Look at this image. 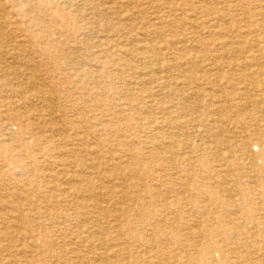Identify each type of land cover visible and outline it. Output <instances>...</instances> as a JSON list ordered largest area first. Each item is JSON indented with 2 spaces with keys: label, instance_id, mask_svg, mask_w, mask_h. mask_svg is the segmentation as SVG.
Segmentation results:
<instances>
[{
  "label": "rangeland",
  "instance_id": "1",
  "mask_svg": "<svg viewBox=\"0 0 264 264\" xmlns=\"http://www.w3.org/2000/svg\"><path fill=\"white\" fill-rule=\"evenodd\" d=\"M88 1L90 5H82L80 10L90 23L101 1ZM104 4L109 17L107 35L97 36L91 45L71 43L63 48L81 53V58L0 57V264H134L135 259L139 260L136 264H176L164 249L178 254L180 244H191L192 230L203 228L207 215L203 202L210 195L202 197L200 192L215 193L228 186L237 194L243 186V192L254 194L253 204L264 207V185L246 178L250 175L246 170L252 166L251 173L264 178V159L257 147L252 146L251 156H247L242 146L248 139L236 116L244 111L231 101L237 91L226 83L234 72L224 68L226 62L237 60L232 48L242 42L252 48L264 45V0H105ZM63 6L68 8V3ZM0 12L4 14L1 8ZM16 19L13 12L7 22ZM2 46L33 48L25 40ZM150 48L156 51L149 52ZM152 60L163 65L157 76ZM220 78L222 93L216 84ZM216 92L226 96L227 102L217 103ZM184 97L185 113L180 110ZM203 111L213 121L222 115L225 130L201 120ZM6 156L11 158L10 164L1 161ZM154 164L158 165L155 169ZM240 173L244 179L239 180ZM180 176L182 181H176ZM181 184H185V193L175 188ZM91 187L94 195L89 199ZM85 189L86 194L78 193ZM217 197L228 199L229 195ZM93 200L101 209L90 204ZM179 200L188 203L185 211L174 205ZM82 202L90 205L77 213ZM217 225L210 226V232ZM237 225L242 228L229 233L231 243L241 230H252L244 219ZM154 227L161 233L148 235ZM255 231L264 246V226ZM111 237L127 244L121 252L112 247L116 242H109ZM221 239L223 233L215 235L216 241ZM244 241H252L250 235ZM233 245L238 253L263 257L262 247L257 252ZM195 246L189 251L197 252L199 246ZM123 253L130 255L129 261L123 260Z\"/></svg>",
  "mask_w": 264,
  "mask_h": 264
},
{
  "label": "bare ground",
  "instance_id": "2",
  "mask_svg": "<svg viewBox=\"0 0 264 264\" xmlns=\"http://www.w3.org/2000/svg\"><path fill=\"white\" fill-rule=\"evenodd\" d=\"M101 3L99 5L98 11L96 12L95 16L92 18V21L88 23L85 18L82 16V11L80 7L82 5H90L88 0H0V8L4 14L0 12V57L7 58V57H19L24 55V57L28 58H40L42 60H64L69 58H81V53L77 54L74 50L63 49L64 47L68 46L69 44H77V43H86L88 42L90 45L91 42H94L97 36H105L108 32L109 27V17L107 16L106 9H105V0H100ZM209 1V0H208ZM68 3V8L66 5ZM210 3V2H209ZM208 3V4H209ZM129 4V3H128ZM195 5V4H194ZM205 5V4H204ZM220 5V4H219ZM120 6V5H119ZM129 7V6H128ZM211 7V6H210ZM84 8V7H83ZM82 8V9H83ZM7 9H9L7 11ZM115 9V8H114ZM189 9V8H188ZM227 9V8H226ZM17 15V19L15 22H7L10 19L13 12ZM196 11V10H195ZM210 11V10H209ZM6 13V14H5ZM121 13V12H120ZM134 15V14H133ZM132 15V16H133ZM196 15V14H195ZM216 15V14H215ZM197 16V15H196ZM196 18V17H195ZM138 19V18H137ZM262 19V18H261ZM140 20V19H139ZM155 21V20H154ZM175 21V20H174ZM182 21V20H181ZM195 22V20H193ZM197 21V20H196ZM218 21V20H216ZM170 22V21H169ZM198 22V21H197ZM221 22V21H220ZM123 25V24H122ZM215 25V24H214ZM227 25V24H226ZM222 26V25H221ZM216 27V26H215ZM226 29V28H225ZM112 30V29H111ZM160 30V29H159ZM178 30V29H177ZM187 30V29H186ZM139 31V30H138ZM131 33V32H130ZM87 34L90 35V39H87ZM152 34V33H151ZM157 34V33H155ZM219 34V33H218ZM146 35V34H145ZM160 35V34H159ZM159 35H156L159 36ZM182 35V34H181ZM207 35V34H206ZM150 36V35H149ZM168 36V35H167ZM219 37V36H218ZM226 37V36H225ZM110 38V37H109ZM158 38V37H157ZM106 39V38H104ZM192 39V38H191ZM230 39V38H229ZM233 39V38H232ZM19 40H25L30 42L33 46L30 50H20L14 48H5L2 45L17 42ZM90 41V42H89ZM135 41V40H134ZM137 41V40H136ZM135 41V42H136ZM153 41V40H152ZM195 41V40H194ZM201 41V40H200ZM227 41V40H226ZM131 42V40H130ZM138 42V41H137ZM166 42V41H165ZM108 43V42H107ZM125 43V42H124ZM141 43V42H140ZM145 43V42H144ZM155 43V42H154ZM159 43V42H158ZM195 43V42H194ZM257 43V42H256ZM130 44V43H129ZM134 44V43H133ZM149 44V43H148ZM193 44V43H192ZM236 44V43H235ZM59 46H62L60 49ZM110 45V44H108ZM177 45V44H176ZM93 46V45H92ZM106 46V44H105ZM128 46V45H127ZM130 46V45H129ZM128 46V47H129ZM152 46V45H151ZM110 47V46H109ZM196 47V46H195ZM211 47V46H210ZM91 47L87 48L90 49ZM144 48V47H143ZM162 48V47H161ZM98 49V48H97ZM111 49V48H110ZM120 49V48H119ZM141 49V48H140ZM156 48L148 49L150 51H156ZM181 49V48H180ZM197 49V47H196ZM190 50V49H189ZM127 51V50H126ZM179 52V51H178ZM203 52V51H202ZM232 54L237 56V60L234 62H226V66L224 68H228L233 73V81L227 82V85H230V89H234L237 91L235 93V97H232L231 101L234 105L244 111L243 113H239L236 118L239 122V125L242 126V131L244 136L248 139L245 143H242V146L245 147L247 156H251L250 150L251 147H257V151L259 156L264 159V45L262 46L259 43L254 48L250 47L247 43L242 42L238 47L232 48ZM195 53V52H194ZM206 53V52H205ZM122 55V54H121ZM228 55V54H227ZM123 56V55H122ZM185 56V55H184ZM194 57V56H193ZM71 58V59H72ZM124 58V57H123ZM122 58V59H123ZM128 58V57H127ZM133 58V57H132ZM205 58V57H204ZM232 58V57H231ZM25 59V58H24ZM126 59V58H125ZM199 59V58H197ZM147 60V58H146ZM151 60V59H150ZM148 61V60H147ZM153 61V60H152ZM13 62V61H12ZM201 62V60H200ZM137 63V62H136ZM213 63V62H212ZM6 64V63H5ZM155 68V75L160 72L163 68V65L158 60H154L153 63ZM151 64V65H152ZM185 64V63H184ZM195 64V63H194ZM209 64V63H208ZM2 65V64H1ZM139 65V64H138ZM193 65V64H192ZM149 66V65H148ZM209 66V65H208ZM212 66V65H211ZM210 66V67H211ZM215 66V65H214ZM37 67V66H36ZM127 67V66H126ZM172 67V66H171ZM196 67V66H195ZM7 68V67H6ZM31 68V67H30ZM37 69V68H36ZM97 69V68H96ZM134 69V68H133ZM197 69V68H196ZM219 70L222 69V66L218 68ZM1 71V70H0ZM87 71V70H86ZM85 71V72H86ZM115 71V70H114ZM137 71V70H136ZM149 72V71H148ZM210 72V71H207ZM212 72V71H211ZM228 72V71H227ZM17 74V73H16ZM168 74V73H167ZM189 74V73H188ZM201 74V73H200ZM71 75V74H70ZM113 75V74H111ZM131 75V74H129ZM144 75V74H143ZM151 75V74H150ZM160 75V74H159ZM184 75V74H183ZM220 75V74H219ZM27 76V75H26ZM165 76V75H164ZM25 77V76H24ZM51 77V76H50ZM115 77V76H114ZM144 77V76H143ZM26 78V77H25ZM24 78V79H25ZM118 78V77H117ZM140 78V77H139ZM170 78V77H169ZM180 78V77H179ZM208 78V77H207ZM228 78V77H227ZM39 79V78H38ZM151 79V77H150ZM182 79V78H181ZM18 80V79H17ZM40 80V79H39ZM119 80V79H118ZM130 80V79H129ZM140 80V79H139ZM180 80V79H179ZM190 80V79H189ZM8 81V80H7ZM35 81V80H34ZM88 81V80H87ZM111 81V80H110ZM116 81V80H115ZM161 81V80H160ZM206 81V80H205ZM12 82V80H11ZM41 82V81H40ZM185 83V80L183 81ZM218 88L220 89L219 92H223L222 90V78L216 81ZM35 83V82H34ZM90 83V82H89ZM183 83V84H184ZM205 83V82H204ZM91 84V83H90ZM118 84V82H117ZM134 84V83H133ZM154 84V83H153ZM6 85V84H5ZM18 85V84H17ZM31 85V84H30ZM13 86V85H12ZM22 87V86H21ZM41 87V86H40ZM42 88V87H41ZM130 88V87H129ZM178 88V87H177ZM23 89V88H22ZM37 89V88H36ZM43 89V88H42ZM71 89V88H70ZM165 89V88H164ZM195 89V88H192ZM191 89V90H192ZM149 90V89H148ZM147 90V91H148ZM51 91V90H50ZM105 91V90H104ZM128 91V90H127ZM206 91V90H205ZM211 91V90H210ZM171 92V91H170ZM214 92V91H213ZM19 94L23 95L22 92H18ZM48 93V92H47ZM73 93V92H72ZM81 93V92H80ZM79 93V94H80ZM181 93V92H180ZM217 93V92H216ZM221 93H217L213 96L217 103L220 102L221 104L226 103V96H222ZM123 94V93H122ZM157 94V92H156ZM200 94V93H199ZM208 94V92H207ZM39 95V94H38ZM134 95V94H133ZM169 95V93H168ZM172 95V93L170 94ZM177 95V94H176ZM204 95V94H203ZM130 96V94H129ZM174 96V95H173ZM208 96V95H207ZM237 96H239V101L237 100ZM7 97V96H6ZM54 97V96H53ZM108 97V96H107ZM167 97V96H165ZM198 97V96H197ZM95 99H99L97 95L94 96ZM171 98V97H170ZM174 98V97H173ZM200 98V97H199ZM204 98V97H203ZM212 98V97H211ZM37 99V98H36ZM80 99V98H79ZM135 99V98H134ZM14 100V99H13ZM119 100V99H118ZM157 100V99H156ZM190 100V99H189ZM209 100V99H208ZM43 101V100H42ZM41 101V102H42ZM116 101V100H115ZM201 102V101H200ZM28 103V102H26ZM219 103V104H220ZM23 104V102H22ZM34 104V103H33ZM63 104V103H61ZM145 104V103H144ZM147 104V103H146ZM167 104V103H166ZM228 104V103H227ZM184 105V106H182ZM213 105V104H212ZM26 106V105H25ZM28 106V105H27ZM33 106V105H32ZM31 106V107H32ZM35 106V105H34ZM33 106V107H34ZM58 106V105H57ZM121 106V104H120ZM155 106V105H154ZM37 107V106H36ZM218 107V106H217ZM13 108V107H12ZM22 108V107H21ZM29 108V107H28ZM49 108V107H48ZM62 108V107H61ZM60 108V109H61ZM69 109V107H67ZM222 108V106L220 107ZM223 108L225 106L223 105ZM9 109V108H8ZM14 109V108H13ZM53 109V108H52ZM51 109V110H52ZM148 109V108H147ZM183 110L185 113V97L183 98V102L181 104L180 110ZM16 110V109H15ZM14 110V111H15ZM21 110H24L21 109ZM50 110V112H51ZM115 110V109H114ZM126 110V109H125ZM200 110V109H199ZM214 110V109H213ZM30 111V110H29ZM139 111V110H138ZM149 111V110H148ZM153 111V110H152ZM157 111V109H156ZM167 111V110H166ZM201 111V110H200ZM215 111V110H214ZM219 113H223V109H217ZM240 111V112H241ZM190 112V111H189ZM193 111H191L192 113ZM195 112V111H194ZM5 113V112H4ZM35 113V112H34ZM52 113V112H51ZM167 113V112H166ZM127 114V113H126ZM125 114V115H126ZM147 114V113H146ZM165 114V112H164ZM133 115V113H132ZM151 115V114H150ZM148 115V116H150ZM153 115V114H152ZM155 115V114H154ZM197 115V114H196ZM200 115V114H199ZM213 115V114H212ZM235 115V114H234ZM14 116V115H13ZM27 116V115H26ZM51 116V115H50ZM217 116V115H216ZM56 117V116H55ZM61 117V115H60ZM127 117V116H126ZM125 117V118H126ZM201 120H208L207 123L210 122V126L212 128L218 129L220 131H224L223 128V120L222 115L220 120L213 121L210 119L211 115L203 114L201 115ZM230 116H228L229 118ZM89 118V117H88ZM156 118V117H155ZM191 118V117H189ZM226 118V117H225ZM231 118V117H230ZM234 118V117H232ZM87 119V118H86ZM141 119V118H140ZM139 119V120H140ZM81 120V119H80ZM138 120V121H139ZM150 120H153L152 118ZM174 120V118H173ZM230 120V119H229ZM6 121V120H5ZM88 121V119L86 120ZM231 121V120H230ZM12 122V121H11ZM35 122V121H34ZM79 122V121H78ZM151 122V121H150ZM156 122V121H155ZM64 123V122H63ZM192 123V122H191ZM83 124V123H82ZM135 124V123H134ZM153 124V123H152ZM151 124V125H152ZM166 123H164L165 125ZM28 125V124H27ZM136 125V124H135ZM141 125V124H140ZM147 126V125H146ZM15 127V126H14ZM50 127V126H49ZM92 127V126H91ZM110 127V126H108ZM120 127V126H119ZM165 127V126H164ZM51 128V127H50ZM61 127H59L60 129ZM115 128V127H114ZM15 129V128H14ZM116 129V128H115ZM152 129V127H151ZM156 129V128H155ZM8 130V129H7ZM114 130V129H113ZM112 130V131H113ZM139 130V129H138ZM149 130V129H148ZM153 130V129H152ZM176 131V130H175ZM231 131V130H230ZM78 132V131H77ZM102 132V131H101ZM150 132V131H149ZM14 133V132H13ZM103 133V132H102ZM117 133V132H116ZM155 134V132H152ZM230 133V132H229ZM18 134V133H17ZM139 134V133H138ZM150 133H148L149 135ZM173 134V133H172ZM65 135V134H64ZM79 135V134H78ZM85 135V134H84ZM122 135V134H121ZM174 135V134H173ZM181 135V134H180ZM179 135V137H180ZM88 136V135H87ZM113 136V135H112ZM117 136V135H116ZM169 136V135H168ZM73 137V136H72ZM97 137V135L95 136ZM118 137V136H117ZM156 137V136H155ZM170 137V136H169ZM186 137V136H184ZM151 138V137H149ZM178 138V137H177ZM124 139V138H123ZM135 139V138H134ZM162 140V138H161ZM183 140V139H182ZM134 141V140H133ZM88 142V141H87ZM214 142V141H213ZM97 143V142H96ZM175 143V142H174ZM198 143V142H197ZM209 143V142H208ZM56 144V143H55ZM108 144V142H107ZM146 144H148L146 142ZM162 144V143H160ZM212 144V143H211ZM94 145V144H93ZM92 145V146H93ZM111 145V143H110ZM126 145V144H125ZM140 145V144H139ZM81 146V145H80ZM89 146V145H88ZM104 146V145H103ZM122 146V144H121ZM105 147V146H104ZM109 147V146H107ZM150 147V146H149ZM169 147V146H168ZM36 148V147H35ZM115 148V147H114ZM132 148V147H131ZM141 148V147H140ZM165 148V147H164ZM171 148V147H170ZM145 149V148H144ZM151 149V148H150ZM161 149V148H160ZM40 150V149H39ZM75 150V149H73ZM113 150V149H112ZM141 150V149H140ZM143 150V149H142ZM162 150V149H161ZM68 151V150H67ZM122 151V150H121ZM128 151V150H126ZM158 151V150H156ZM75 152V151H74ZM73 152V153H74ZM97 152V151H96ZM252 152V151H251ZM9 153V152H8ZM81 153V152H80ZM83 153V151H82ZM153 153V152H152ZM189 153V152H188ZM94 154V153H93ZM215 154V153H214ZM5 155V154H4ZM24 156L28 154L23 152ZM66 155V154H65ZM76 155V154H75ZM56 156V155H54ZM74 156V155H73ZM107 156V155H106ZM125 156V155H124ZM217 156V155H216ZM253 156V155H252ZM105 157V156H104ZM150 157V156H149ZM241 157V156H240ZM54 158V157H53ZM151 158V157H150ZM194 158V157H193ZM96 159V158H95ZM43 160V159H39ZM94 160V159H93ZM109 160V159H108ZM130 160V159H129ZM154 160V158H153ZM169 160V159H168ZM3 164L11 162L10 157H3L1 159ZM8 161V162H7ZM110 161V160H109ZM117 161V160H116ZM128 161V160H127ZM156 161V160H155ZM170 161V160H169ZM183 161V160H182ZM252 161V160H251ZM126 162V161H125ZM250 162V161H249ZM87 163V162H86ZM108 163V162H107ZM91 164V163H90ZM254 164V163H253ZM143 165V164H142ZM161 166L163 163L160 164ZM131 166V165H130ZM247 166V165H246ZM8 168H20L22 169V165L13 166L7 165ZM42 167V166H41ZM105 167H107L105 165ZM113 167V166H112ZM111 167V168H112ZM141 167V166H140ZM158 167L157 164H154V169ZM224 167V166H222ZM229 167V166H228ZM80 168V167H79ZM216 168V167H215ZM251 169L246 170V172L250 175H246L252 184H263L264 185V178L260 175L253 172V166L250 167ZM3 169V168H2ZM45 170V169H44ZM47 170V169H46ZM80 170V169H79ZM86 170V169H85ZM107 170V169H106ZM105 170V171H106ZM136 170V169H135ZM145 170V169H144ZM39 171V170H38ZM101 171V170H100ZM109 172V171H108ZM127 172V170H126ZM135 172V171H134ZM32 173V172H31ZM122 173V172H121ZM4 174V173H3ZM113 174V172H112ZM128 174V173H127ZM204 174V173H203ZM25 176V174H23ZM110 176V175H109ZM114 176V175H113ZM120 176V175H119ZM174 176V175H173ZM172 176V177H173ZM222 176V175H221ZM71 177V176H70ZM47 178V177H46ZM69 178V177H68ZM73 178V177H71ZM76 178V177H75ZM115 178V177H114ZM245 176L243 173H240V179H244ZM20 179V177H19ZM33 179V178H32ZM67 179V178H66ZM108 179V177L106 178ZM118 179V178H117ZM204 179V178H202ZM111 180V179H110ZM160 180V179H159ZM170 180V179H168ZM174 180V179H173ZM176 181H182V177H178L175 179ZM31 181V180H30ZM69 181V180H68ZM101 181V180H100ZM119 181V180H118ZM122 181V180H121ZM174 181L175 185H178L177 182ZM73 182V181H71ZM81 182V181H80ZM79 182V183H80ZM117 182V181H116ZM167 182V181H166ZM222 182V181H221ZM76 183V182H75ZM74 183V184H75ZM78 183V182H77ZM112 183V181H111ZM163 183V182H162ZM182 183V182H181ZM187 183V182H186ZM190 183V182H189ZM237 183H240L237 181ZM229 184V183H228ZM251 184V185H252ZM67 185V184H66ZM133 185V184H132ZM140 185V184H139ZM65 186V185H63ZM96 186V185H95ZM118 186V185H117ZM19 187V186H17ZM98 187V186H97ZM112 187V186H111ZM134 187V186H133ZM120 188V187H119ZM156 188V187H155ZM177 191L185 193V184H181L179 187H175ZM172 189V188H170ZM2 190V189H1ZM108 190V189H107ZM192 190V189H191ZM243 186L239 189V193H233L230 190V187L223 186L215 190V193L210 192H200L199 195H210L209 201L203 202V210L207 213L206 220L203 222V228L198 230H192L191 244H180V248H178L179 252L177 254L176 251H169L164 249L165 251L169 252L175 259L176 264H259L264 262V246L261 245V241L259 238L261 235L255 233L256 229L259 225L264 226V207L261 204H253L255 201V196L251 192H243ZM68 191V190H67ZM5 192V191H4ZM88 189L82 190L78 193L86 194ZM95 192V190H94ZM228 194V199H219L217 196ZM176 194V193H175ZM94 195L93 188L91 187L89 190V199ZM144 195V194H143ZM264 197V192L261 194ZM108 196V195H107ZM172 196V195H171ZM236 196H241L240 199L235 198ZM161 197V196H160ZM223 197V196H222ZM81 198V197H80ZM112 198V197H111ZM172 198V197H171ZM43 199V198H42ZM87 199V200H89ZM93 199V198H92ZM95 199V198H94ZM97 199V198H96ZM156 200V199H155ZM154 200V201H155ZM185 200V199H183ZM203 200V199H202ZM95 202V200H93ZM97 201V200H96ZM129 201V200H128ZM11 202V201H10ZM13 202V201H12ZM91 202L90 204L94 205V208L101 209L100 203ZM166 202V201H165ZM164 202V203H165ZM179 200L176 204L178 205L183 211H185V207H187L188 203L181 202ZM83 204L77 209V213L79 209L88 206L87 203L82 202ZM21 205V204H20ZM112 205V204H111ZM110 205V206H111ZM109 206V207H110ZM237 206V209H233ZM16 207V206H15ZM19 207V206H18ZM4 208V207H3ZM86 208V207H85ZM105 208V207H104ZM232 208V209H231ZM2 209V208H1ZM0 209V210H1ZM8 209V208H7ZM22 209V208H21ZM108 209V208H107ZM110 209V208H109ZM137 209V208H136ZM5 210V209H4ZM103 210V209H102ZM15 211V210H14ZM20 211V210H19ZM22 211V210H21ZM101 211V210H99ZM137 211V210H136ZM168 211V210H167ZM112 212V211H111ZM114 212V211H113ZM8 213V212H7ZM98 214V212H96ZM102 213V212H101ZM21 214V213H19ZM86 214H84L85 217ZM92 215V214H91ZM95 215V214H94ZM118 215V214H117ZM173 215V214H172ZM164 216V215H163ZM168 216V215H167ZM22 217V216H21ZM99 217V216H98ZM119 217V215L117 216ZM11 218V217H10ZM41 218V217H40ZM86 218V217H85ZM89 218V217H88ZM95 218V217H94ZM122 218V217H121ZM2 219V218H1ZM36 219V218H35ZM43 219V218H42ZM240 219H244L246 222L251 224V229L241 230L237 234V238H234L235 243H231L229 241L228 235L230 232H234V230H239L241 227L237 225V221ZM88 220V219H87ZM102 220V219H100ZM197 220V219H196ZM5 221V220H4ZM86 221V220H85ZM92 221V220H91ZM111 221V220H110ZM122 221V220H121ZM147 221V220H146ZM116 222V221H115ZM161 222V221H160ZM170 222V221H169ZM217 230L210 232L209 228L214 223H217ZM15 223V222H14ZM91 223V222H90ZM99 223V222H98ZM109 226L111 222H108ZM193 223V222H192ZM226 223L227 225H224ZM42 224V223H41ZM155 224V223H154ZM6 225V224H5ZM61 225V224H60ZM75 225V224H74ZM107 225V224H106ZM112 225V224H111ZM224 227H223V226ZM47 226V225H46ZM97 226V225H94ZM198 226V225H197ZM66 227V226H65ZM82 227V226H81ZM99 228V226H97ZM101 227V226H100ZM118 227V226H117ZM121 227V226H120ZM156 227V226H155ZM151 228L148 230V235H159L161 233L160 228ZM18 231H22V227L20 225L17 226ZM64 228V227H63ZM93 228V226H92ZM96 228V227H95ZM103 228V227H102ZM125 228V227H123ZM12 229V228H11ZM82 229V228H81ZM244 229V228H243ZM99 230V229H98ZM96 231L94 234H99V231ZM118 230V229H117ZM188 231V230H187ZM119 233V231H116ZM171 232V231H169ZM225 232V233H224ZM110 233V232H109ZM173 233V232H171ZM223 239L221 241L215 240L216 234H222ZM112 234V233H111ZM145 234V233H144ZM175 234V233H174ZM250 235L252 241H244L245 235ZM88 235V234H87ZM102 235V234H101ZM205 235V236H203ZM11 236V235H10ZM95 236V235H94ZM103 236V235H102ZM117 236V235H116ZM14 237V236H13ZM149 237V236H148ZM168 237V236H167ZM97 238V237H96ZM206 239V242L203 244L202 239ZM93 239V238H91ZM102 239V238H101ZM153 239V238H152ZM104 240V238H103ZM114 240L115 246L119 249L118 251H122L124 247L127 245L124 241H118L117 239H113L112 237L108 240L109 242ZM177 243L179 239L175 237ZM72 242V241H71ZM157 243V242H156ZM181 243V242H180ZM99 244V243H98ZM104 246L106 243H103ZM102 244V245H103ZM132 244V243H131ZM179 244V243H178ZM235 244L236 246H240L243 249H247V251L252 250H259L262 254V258L259 257H252L243 255L238 253L233 247ZM263 244V243H262ZM92 245V244H91ZM101 245V246H102ZM155 245V244H154ZM196 245V246H195ZM90 246V245H89ZM191 246L198 247L199 249L197 252H190ZM129 247V246H128ZM52 248V247H51ZM89 248V247H88ZM102 248V247H101ZM110 248V247H109ZM147 248V247H146ZM145 248V251H146ZM33 249V248H32ZM91 249V248H90ZM93 249V248H92ZM111 249V248H110ZM152 249V248H151ZM88 250V249H86ZM97 250H99L97 248ZM101 250V249H100ZM103 250V249H102ZM101 250V251H102ZM127 250V249H126ZM137 250V249H136ZM91 251V250H89ZM105 251V250H104ZM115 249L113 250L114 253L117 254ZM196 251V250H195ZM88 252V251H87ZM86 252V253H87ZM92 252V251H91ZM255 252V251H254ZM73 253V252H72ZM79 253V252H77ZM101 253V252H100ZM89 254V253H88ZM93 254V253H92ZM124 254V253H123ZM250 254V253H249ZM259 254V253H257ZM68 255V254H67ZM114 255V254H113ZM133 255V254H131ZM145 255V254H144ZM218 255V256H217ZM102 256V255H101ZM79 257V256H78ZM142 257V256H141ZM80 258V257H79ZM114 258V257H113ZM130 255L124 254L123 260L129 261ZM86 259V258H84ZM98 259V258H97ZM107 259V258H106ZM80 260V259H79ZM105 260V259H104ZM114 260V259H113ZM64 261V260H63ZM69 261V260H67ZM74 261V260H73ZM100 261V260H96ZM111 261V260H110ZM148 261V259H147ZM106 262V261H105ZM104 262V263H105ZM123 262V261H122ZM139 262V260L134 261V264ZM77 263V262H76ZM73 264V263H72ZM114 264V262H113Z\"/></svg>",
  "mask_w": 264,
  "mask_h": 264
}]
</instances>
